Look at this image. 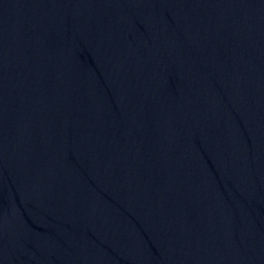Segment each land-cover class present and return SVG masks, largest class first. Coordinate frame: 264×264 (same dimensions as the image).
Instances as JSON below:
<instances>
[{"label": "water", "instance_id": "1", "mask_svg": "<svg viewBox=\"0 0 264 264\" xmlns=\"http://www.w3.org/2000/svg\"><path fill=\"white\" fill-rule=\"evenodd\" d=\"M0 264H264V0H0Z\"/></svg>", "mask_w": 264, "mask_h": 264}]
</instances>
